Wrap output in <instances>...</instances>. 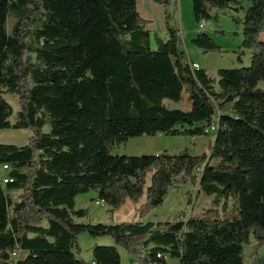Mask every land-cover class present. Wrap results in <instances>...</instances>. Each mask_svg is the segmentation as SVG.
<instances>
[{"label": "trees", "instance_id": "obj_1", "mask_svg": "<svg viewBox=\"0 0 264 264\" xmlns=\"http://www.w3.org/2000/svg\"><path fill=\"white\" fill-rule=\"evenodd\" d=\"M152 1L164 7L167 29L155 42L138 0H0V129L34 131L24 145L0 143V165H11L14 179L0 183V264H122L119 246L131 264H247L252 239L264 247V0H192L197 26L201 19L219 26L222 15L243 26L240 48L251 64L218 69V81L191 68L174 0ZM192 44L204 54L226 52L205 30ZM28 55L35 59L26 63ZM184 92L189 109L165 104ZM9 93L19 98L15 120ZM212 125L209 154L112 151L135 136L195 138ZM160 162L164 173L136 217L181 183L175 163L206 162L199 190L212 204L187 220L84 222L89 208L77 207L78 196L95 191L92 203H106L118 173L141 189ZM142 197L131 195L135 204ZM83 233L115 245H94L86 260Z\"/></svg>", "mask_w": 264, "mask_h": 264}, {"label": "rangeland", "instance_id": "obj_2", "mask_svg": "<svg viewBox=\"0 0 264 264\" xmlns=\"http://www.w3.org/2000/svg\"><path fill=\"white\" fill-rule=\"evenodd\" d=\"M172 8L175 11L176 24L179 30H181L180 33L183 32V34L181 33L184 39L183 44L181 45L182 50L189 55V60L198 62L202 66L200 68H206L212 72L217 81L219 80L217 75L218 69L242 67L251 64L250 51L240 48L243 31L242 25L239 30V25H236L227 15L221 16L219 26H217L213 20H208L209 24L207 25L205 32L210 34L222 47V41L228 42L231 47L228 50L225 49L226 52L223 54H204L202 50L192 44V39L198 31L197 22L195 21L193 12L192 0H174ZM138 10L144 18L151 20L148 27L152 31L154 42L158 36L161 38L165 37L167 29L164 7L153 3L152 0H138ZM13 24L14 19L11 17L8 23V30L10 32ZM262 40H264V33L262 34ZM239 56L241 57L240 59ZM31 57V60L35 59V56L31 55ZM259 87L264 88V80L260 81ZM6 98L11 103L14 110L10 119L15 120L16 114L20 109L18 95L15 93H9L6 95ZM165 104L171 108H180L184 110L190 108V100L186 92L183 93L180 101L166 99ZM45 130H49L48 125L45 127ZM180 130L183 131V128ZM33 133L34 131L32 129H0V143L24 145ZM214 138V131H211L208 135L198 136L196 138L190 137L187 134H145L132 137L125 143L116 144L112 151L113 153L118 154L134 155L167 153L172 156L186 147H190L195 154H209ZM166 165L167 163L160 162L157 168L152 171H147L141 189L136 187L134 179L129 178L123 173L112 175L110 177V199L105 205L96 204V206L92 208L93 215H98V217L91 216L92 221L104 222L110 220V218H112L110 211H108L110 207L115 211L114 217L118 218V220L129 218L132 214L134 203L131 199V195L136 191H142V198H144V200L142 201L141 198L137 204L134 203L136 208L139 207L145 201L147 194L153 192L151 187H153L161 178ZM205 165L206 162H202L197 167L190 169L186 162H182L181 164L175 163V172L181 183L171 185L167 189L158 193L156 207L151 213L143 218L144 221L187 220L191 215H199L203 208L209 207L212 204L213 196H209L205 192L199 190L200 178ZM19 194L20 192H15L14 196H19ZM94 194L95 191H90L78 196L77 207L86 208L88 205L95 204L92 203L91 199ZM134 217L136 218V215H134ZM84 220V222H88L86 221L87 219ZM97 242H110V244H97ZM79 245L82 251L81 256L89 259L92 255L91 248L93 245H115V243L114 240L108 236L93 237L88 233H83L79 237ZM118 249L122 257V264H131V257L128 252L120 246ZM261 259H264V247L258 249L256 241L252 239L251 243L244 249V260L247 264H253L255 262H258L259 264Z\"/></svg>", "mask_w": 264, "mask_h": 264}, {"label": "crops", "instance_id": "obj_3", "mask_svg": "<svg viewBox=\"0 0 264 264\" xmlns=\"http://www.w3.org/2000/svg\"><path fill=\"white\" fill-rule=\"evenodd\" d=\"M209 24V21L207 22V25ZM177 25V24H176ZM178 27V26H177ZM240 28H241V25H239V30H240ZM218 30H219V28H218ZM242 30V29H241ZM181 31V30H180ZM199 31V30H198ZM197 31V32H198ZM196 32V33H197ZM182 34H183V32H181ZM183 36V35H182ZM165 37H167V34L165 35ZM222 43V45H223V47H224V49H226V50H228L231 46H229V44H228V42H224V41H222L221 42ZM187 57H189V55H187ZM189 59V58H188ZM190 62H194V63H198V62H196V61H191V60H189ZM199 64V63H198ZM200 65V64H199ZM200 67H202L201 65H200ZM196 138V137H195ZM210 138V137H209ZM157 154H159V153H157ZM144 192V191H143ZM95 197H97V192H95V194L91 197V199L92 198H95ZM109 199H110V196H109ZM144 200V198H142V201ZM109 201V200H108ZM131 204H132V202H131ZM94 206H96V204H92V205H88L86 208H89V216L86 218L87 220L86 221H92V218H91V216H94V217H98V215L97 214H95V215H93V207ZM135 208H136V205L133 203V207H132V214L130 215V217L129 218H125V219H121V220H118V218H115L114 217V213H115V211L113 210V209H111V207L108 209V211H110V214L112 215V218H110V220H108V221H104L105 223H116V222H122V221H124V220H132L133 218H135L134 217V215H135ZM134 211V212H133ZM115 219V220H114ZM136 220H139V221H144V219H142V218H138V217H136L135 218ZM85 221V220H84ZM97 222H102V221H97ZM97 244H110V242H97ZM94 246V245H93ZM92 246V247H93ZM84 258V257H83ZM92 258H93V256L91 255V257L89 258V259H86V258H84V259H86V260H92Z\"/></svg>", "mask_w": 264, "mask_h": 264}, {"label": "built area", "instance_id": "obj_4", "mask_svg": "<svg viewBox=\"0 0 264 264\" xmlns=\"http://www.w3.org/2000/svg\"><path fill=\"white\" fill-rule=\"evenodd\" d=\"M207 20L206 19H201L198 23V30H206L207 27ZM180 41H182L183 44V36L181 35ZM191 63V68L194 69H199L200 65L198 63L190 62ZM214 125H212L210 128L207 129V132L210 133L213 129ZM1 166V171H0V183L2 184H8L14 181L13 177L10 176L9 171L11 168V165L9 164H2ZM97 205H105V202L103 200H97L95 202Z\"/></svg>", "mask_w": 264, "mask_h": 264}, {"label": "water", "instance_id": "obj_5", "mask_svg": "<svg viewBox=\"0 0 264 264\" xmlns=\"http://www.w3.org/2000/svg\"><path fill=\"white\" fill-rule=\"evenodd\" d=\"M31 59H32L31 55H28L27 59H26V63H29L31 61ZM259 264H264V259H261Z\"/></svg>", "mask_w": 264, "mask_h": 264}, {"label": "bare ground", "instance_id": "obj_6", "mask_svg": "<svg viewBox=\"0 0 264 264\" xmlns=\"http://www.w3.org/2000/svg\"><path fill=\"white\" fill-rule=\"evenodd\" d=\"M214 127H216V126H214ZM214 127H213V129H212L213 131H214V129H215Z\"/></svg>", "mask_w": 264, "mask_h": 264}]
</instances>
